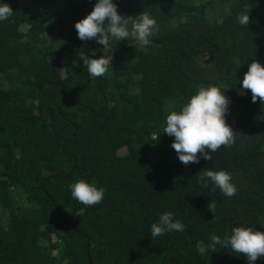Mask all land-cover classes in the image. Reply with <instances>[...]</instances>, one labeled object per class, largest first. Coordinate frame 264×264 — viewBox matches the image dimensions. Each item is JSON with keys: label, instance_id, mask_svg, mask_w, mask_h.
Here are the masks:
<instances>
[{"label": "trees", "instance_id": "16d2710c", "mask_svg": "<svg viewBox=\"0 0 264 264\" xmlns=\"http://www.w3.org/2000/svg\"><path fill=\"white\" fill-rule=\"evenodd\" d=\"M96 2L0 0L13 9L0 21V264H248L196 245L236 226L264 232V104L241 94L249 64L264 65V0H113L159 30L146 47L111 40L112 64L92 77L80 56L105 50L75 23ZM210 85L230 100L235 142L186 166L166 117ZM210 168L231 174L234 196L203 186ZM79 180L104 188L103 201L75 200ZM164 212L185 231L152 238Z\"/></svg>", "mask_w": 264, "mask_h": 264}, {"label": "clouds", "instance_id": "9594fccd", "mask_svg": "<svg viewBox=\"0 0 264 264\" xmlns=\"http://www.w3.org/2000/svg\"><path fill=\"white\" fill-rule=\"evenodd\" d=\"M13 14V9L7 3H0V21H7ZM125 17L118 13L117 5L113 0H97L92 11L75 23L78 38L82 41L94 40L103 46L104 55L92 58L81 55L80 59L92 77H102L112 64L114 51L110 41H121L129 37L135 39L141 46H148L151 37L157 34L159 26L157 21L147 12H141L136 19ZM131 20V30L129 24ZM241 25L249 24V12L238 17ZM110 53V54H106ZM251 92L252 102L259 100L264 104V65L253 60L249 64L242 80L241 94ZM230 100L217 86L201 87L196 94L182 106L179 112L171 111L166 117V126L163 133L174 137L172 148L176 151L179 161L188 165L199 163L203 159L210 160V152H216L222 146H230L235 142V132L226 122V113ZM158 139V136L155 140ZM200 182L207 187L210 180L221 192L231 198L236 194V187L231 182V174L226 170L204 171ZM71 195L85 206H94L103 201L105 189L98 188L85 180H79L71 186ZM209 210L215 216V204L209 203ZM171 231H185V226L174 219L172 212H164L159 216L158 223L151 225L152 238L163 236ZM211 243L205 245L198 242L196 249L204 255L209 250L217 251L216 246L222 249L230 248L232 252L247 258L248 264L264 257V232L254 231L250 227L236 226L232 233L221 239L213 234Z\"/></svg>", "mask_w": 264, "mask_h": 264}]
</instances>
